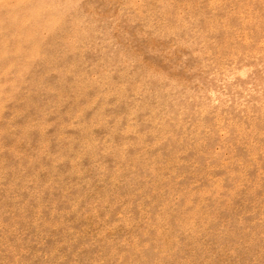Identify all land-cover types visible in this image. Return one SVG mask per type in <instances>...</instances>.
Returning <instances> with one entry per match:
<instances>
[{"label": "rangeland", "instance_id": "374dc122", "mask_svg": "<svg viewBox=\"0 0 264 264\" xmlns=\"http://www.w3.org/2000/svg\"><path fill=\"white\" fill-rule=\"evenodd\" d=\"M0 264H264V0H0Z\"/></svg>", "mask_w": 264, "mask_h": 264}]
</instances>
